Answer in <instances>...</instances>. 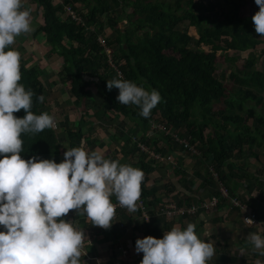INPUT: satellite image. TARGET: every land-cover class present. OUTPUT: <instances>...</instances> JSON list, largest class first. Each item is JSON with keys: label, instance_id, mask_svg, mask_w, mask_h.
I'll return each mask as SVG.
<instances>
[{"label": "trees", "instance_id": "1", "mask_svg": "<svg viewBox=\"0 0 264 264\" xmlns=\"http://www.w3.org/2000/svg\"><path fill=\"white\" fill-rule=\"evenodd\" d=\"M29 1L42 9L43 23L36 32L42 33L51 47L50 62L62 58L63 67L58 80L49 85L38 66L30 63L22 44L0 36L2 239L26 241L23 227L30 212L40 216L43 235L54 233L59 224L71 233L76 227L74 218L78 224L86 221L81 218L86 208L83 194L91 185L92 175L99 181L98 168L126 178L132 175L136 182L135 188L107 190L109 196L102 200L103 206L119 202L136 190L147 206L158 208L159 197L148 183L162 164L140 151L133 135H141L140 140L158 152L166 154L167 146L175 154L176 148L183 147L168 131L183 129L180 134L189 136L203 155L200 158L184 151L199 163L211 160L230 193L238 195L234 181L237 175L242 176L237 169L244 167L236 168L237 158L248 149L264 145V71L256 67L264 54V0ZM7 2L16 8L23 4L0 0V16L9 7ZM104 15L113 34L105 35ZM124 20L128 23L123 28L120 23ZM101 35L106 44L100 41ZM260 47L261 54H257ZM243 52H248L243 66L222 73L218 56L224 55L225 63L233 64ZM59 84L61 89L68 86L81 112L78 122L61 125L65 130L62 136L54 126L55 115L60 113H53L46 101L55 94L53 86ZM58 96L56 102L65 103L61 92ZM259 107L263 110H257ZM93 116L113 123L121 116L129 117L134 127H122L113 134L115 144L123 142L120 149L89 159L81 143L86 130L95 124L88 119ZM253 119L258 122L255 127L250 123ZM151 120L163 124L166 130L150 136ZM206 129H210L207 134ZM63 145L71 154L67 166ZM105 145L101 142L102 147ZM244 173L243 177L251 176L246 169ZM65 184L73 187L63 197L60 188ZM56 203L63 210L56 214L51 227L49 214ZM125 206L141 214L136 199L128 200ZM147 231L154 235L157 229L147 227ZM62 238L63 234L57 235L55 244L43 251L52 264H68L73 256V248ZM20 252V248L15 250V254ZM31 259L21 255L16 264H47Z\"/></svg>", "mask_w": 264, "mask_h": 264}, {"label": "crops", "instance_id": "2", "mask_svg": "<svg viewBox=\"0 0 264 264\" xmlns=\"http://www.w3.org/2000/svg\"><path fill=\"white\" fill-rule=\"evenodd\" d=\"M249 103L254 104L251 100ZM126 129L129 127L127 126ZM114 145L117 147L119 144L114 143ZM165 148H167L166 154H170L175 162L154 160L156 163H161L162 167L153 172L148 185L154 188L160 201H157L159 207L156 208V213L151 212L150 219L146 220L142 214L132 213L133 208H128L124 204L120 211L116 210L119 207L118 203L137 192L136 190L119 202L113 201L108 205H102V200L109 196L107 190L136 186L132 175L126 178L108 170L107 172H111L114 176L107 178L103 192V188L99 190V183L102 184V181H98L96 184L90 183V193L87 196L83 194L86 208L81 218L86 221L78 224L79 221L74 218L72 221L76 227L71 233H66L63 225L59 224L60 231H56L57 227L54 233L44 234L54 236V244L56 236L63 234L62 239L73 248V256L68 264H264V145L261 148L255 146L254 149H248L242 158L236 160L238 163L236 168H244L237 169L242 176L237 175L234 181L238 187L235 193L240 195L261 219L262 223L254 226L245 224L242 215L237 211L225 214L219 209L210 212L203 210L195 215L176 218H168L160 214L159 211L166 201L202 203L214 195L219 187L218 181H215L209 172L210 165H214L211 160L198 165L193 163L192 157L184 149L176 148L174 154L169 147L165 146ZM133 155L137 157L138 153L133 152ZM202 155L201 151L200 158ZM257 167L263 170L259 171ZM244 169L251 173L250 177H243ZM98 171L103 172V168H98ZM133 173L140 175L138 171ZM222 181L224 182L223 179ZM132 182L135 186L131 185ZM170 189H173L172 192L167 193ZM113 205L117 206L112 207ZM148 209L156 210L153 205H148ZM30 213L39 216L35 212ZM147 227L156 228L157 232L151 235ZM75 232L79 233L78 237ZM41 235L43 234L40 233L34 243L13 239L16 244L12 253L15 254V250L19 248L18 242L28 243L29 248L25 247L30 252L24 255V250L20 248L21 252L15 254L17 261L10 262L18 263L20 256L23 255L36 262L52 264L43 255V251L50 246L43 248L39 245L40 248H37ZM0 239L5 241L1 237ZM34 249L40 254L33 255Z\"/></svg>", "mask_w": 264, "mask_h": 264}, {"label": "rangeland", "instance_id": "3", "mask_svg": "<svg viewBox=\"0 0 264 264\" xmlns=\"http://www.w3.org/2000/svg\"><path fill=\"white\" fill-rule=\"evenodd\" d=\"M6 1V0H2ZM20 2L22 1V6L21 7H13L9 2H7V10L4 12L2 16H0V36L2 39H16L18 40L21 44L22 47H24L26 51V55L29 58L30 63L35 64L38 66L39 70L41 71L42 77H44L46 83H51L53 80H58V73L63 67V59L58 58L55 59L53 62H50V55H51V47L45 42V38L42 33L36 32L38 29L39 25L43 23V13L42 9L37 8L34 3H32L29 0H19ZM59 0H56L58 2ZM208 1H215V0H206ZM3 9L0 7V11ZM131 10V9H129ZM103 19L106 21L105 25V35H110L112 33V29L108 26L107 24V19L106 16H103ZM128 21L124 20L123 22L120 23V25L124 28L127 25ZM263 38H264V32H263ZM262 38V39H263ZM264 40V39H263ZM261 47L256 50L255 52L257 54H261ZM239 54V53H238ZM238 54L231 53L232 55L238 56ZM248 56V52H243L235 61V63H225L224 55H219L218 56V61L220 63V66L222 67V73H224V70H230L233 68V66H240L242 67L243 64L245 63L246 59ZM256 67L258 69H261L264 71V54L260 56L259 62L257 63ZM226 74V73H225ZM227 76V74H226ZM222 77V76H221ZM50 85V84H49ZM62 85L59 84V86H53V89L55 91V94L50 95L47 98V106H51V111L53 113H57L59 115H55L56 118L54 121V126L56 128V131L58 132V135H63L65 130L64 126L72 125L75 122H78L80 118V113L79 108L80 106L74 102L73 94L71 93L70 89L68 86H64L63 89ZM62 90V91H61ZM58 91V92H56ZM61 92V98L65 103L59 102V104L56 101H59L58 94ZM223 104V103H222ZM79 107V108H78ZM257 110H263V108L259 107ZM264 111V110H263ZM62 114V115H61ZM100 116L94 117L93 118H88L89 121H91L94 125L89 130H86V139L83 140L81 143V147H85L88 150L89 159H92L91 156L94 154H104L107 155L109 152H112L114 149L118 150L120 149L122 145V141L118 142V148L116 145H114L112 141L113 139V134L115 131L120 130L122 127L127 126L132 129L134 127V122L130 120L129 117H123L118 120V122L113 123V122H106L104 119L99 118ZM77 119V120H76ZM76 120V121H75ZM124 121L121 124L120 121ZM95 121V122H94ZM251 126L255 127L258 125V122L256 120H250ZM63 128V129H62ZM180 128V127H179ZM181 128H183L181 126ZM177 131H183V129H177ZM210 129H206L205 132L209 133ZM183 135V134H182ZM101 142L106 144L104 147L101 146ZM107 148V149H105ZM109 148V149H108ZM111 149V150H110ZM61 151L63 152V155L65 157V163L64 165L67 166L70 162L71 154L68 153V150H65V145L61 146ZM247 151V150H246ZM245 151V153H246ZM200 157V156H199ZM236 157H239L237 155ZM239 159V158H238ZM193 163L200 165L198 160L196 158H191ZM207 162H209V159H207ZM212 163V161H210ZM242 162V161H241ZM259 167V166H258ZM256 169H259V168ZM263 170V169H262ZM108 170H105L103 172H98L97 177L99 181H102V184L99 183L100 187L99 190L105 187V183L107 181V178L109 176H114L111 172H107ZM107 173V174H105ZM106 175V176H105ZM96 177L93 175L89 179V183H95L96 184ZM98 185V184H97ZM132 186H135V183H131ZM73 185H68L65 184L63 189L62 187L60 188V192L64 195H68L71 192V188ZM90 193V189H86L84 191V195L87 196V194ZM177 202V201H176ZM62 212V207L60 204L56 203L53 205V208L50 211L49 217H50V226L54 227V215L59 214ZM260 225V222L258 223ZM60 231L59 227L56 231ZM39 232V231H38ZM6 242V241H5ZM25 243V242H23ZM54 244V236L51 235H41V238L37 242V248H40L42 246L43 248H47ZM36 249V248H35ZM33 250L32 254L33 255H39V253L35 252L36 250ZM41 250V249H40ZM30 254V256L32 255ZM25 255V254H24Z\"/></svg>", "mask_w": 264, "mask_h": 264}, {"label": "built area", "instance_id": "4", "mask_svg": "<svg viewBox=\"0 0 264 264\" xmlns=\"http://www.w3.org/2000/svg\"><path fill=\"white\" fill-rule=\"evenodd\" d=\"M68 11L72 14L74 18H77L76 13L72 10L70 6L67 7ZM100 41L103 44L105 43V40L103 36L101 35L99 37ZM109 53H111V49H107ZM112 63V62H111ZM113 67L114 64L112 63ZM119 77H122V73L120 70H118ZM151 123V131L150 136L155 134L157 131H165V126L163 124H160L154 120L150 121ZM169 134H171L173 140L177 142L183 149L187 150L191 154L201 156V150L195 145L192 144L190 141L189 136H182L179 131L172 128L170 131H168ZM141 136V135H140ZM139 135H133V139L135 142H137V146L140 151H145L147 154L150 155V157L157 161V162H163V161H170L175 162L174 158L170 154H163L161 152L156 151V148L150 147L146 143L142 142L140 140ZM209 172L212 178H214L215 181H218L219 187H218V194L212 195L209 199L203 201L202 203H193L192 205H180L176 201H166L164 205H162L160 209V214L168 217V218H176V217H185L190 215L198 214L199 212L205 210V211H213V210H221L225 212V214L230 213L231 211H237L242 215V220L247 225H258V223H262L261 219H259L258 215L254 213L253 210L249 208V206L245 203V201L239 196L235 194H231L228 186L222 181L220 174L216 167L214 165H210ZM136 199L137 201V208L140 209L142 217L146 220L150 219L151 215L149 213V209L145 201L141 198H138L137 192L132 193L131 195L127 196L125 199H123L120 203H118V206L121 207L123 204L128 200ZM117 206L113 205L112 207ZM35 217H37V220L34 221ZM39 216H37L34 213H29L27 217V221L25 224V227L23 229L24 237L26 238L27 242L34 243L40 236V225H39ZM33 227H36L39 229V233L35 234L31 232V229ZM25 244L22 242H18L19 248H22L24 250V254L27 255L29 251H27ZM15 249V246L11 248V251ZM32 250V249H31ZM11 263L8 260H5L1 262L0 264H8Z\"/></svg>", "mask_w": 264, "mask_h": 264}, {"label": "bare ground", "instance_id": "5", "mask_svg": "<svg viewBox=\"0 0 264 264\" xmlns=\"http://www.w3.org/2000/svg\"><path fill=\"white\" fill-rule=\"evenodd\" d=\"M37 220V217H35V219H34V221H36ZM39 231V229L38 228H36V227H33L32 229H31V232L32 233H37ZM16 243H15V241H2L1 239H0V263L1 262H3V261H5V260H8V261H17L16 259H17V257H16V255L14 254V253H12V251H11V247L12 246H14ZM25 245L24 246H26V247H28L29 248V244L28 243H24Z\"/></svg>", "mask_w": 264, "mask_h": 264}]
</instances>
